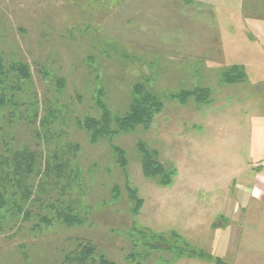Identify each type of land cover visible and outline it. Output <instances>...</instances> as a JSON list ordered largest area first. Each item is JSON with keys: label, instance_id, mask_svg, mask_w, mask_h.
Instances as JSON below:
<instances>
[{"label": "rangeland", "instance_id": "1", "mask_svg": "<svg viewBox=\"0 0 264 264\" xmlns=\"http://www.w3.org/2000/svg\"><path fill=\"white\" fill-rule=\"evenodd\" d=\"M162 3L154 13L150 0H0V54L31 74L0 108V154L26 151L33 164L22 187L6 186L0 264H65L85 244L118 264H214L206 187L248 159L250 93L223 75L197 82L201 57L184 60ZM139 86L161 103L150 123L92 141L79 122L99 117L96 100L122 116ZM141 143L165 183L143 173Z\"/></svg>", "mask_w": 264, "mask_h": 264}, {"label": "crops", "instance_id": "2", "mask_svg": "<svg viewBox=\"0 0 264 264\" xmlns=\"http://www.w3.org/2000/svg\"><path fill=\"white\" fill-rule=\"evenodd\" d=\"M150 2L157 4L154 13L166 3V18L183 30L184 60L201 57L197 61L204 68L197 82L215 80L212 76L232 66L242 70L243 79L224 83L240 84L239 90L250 93L248 159L206 187L214 193L215 210L207 250L214 264H264V0Z\"/></svg>", "mask_w": 264, "mask_h": 264}, {"label": "trees", "instance_id": "3", "mask_svg": "<svg viewBox=\"0 0 264 264\" xmlns=\"http://www.w3.org/2000/svg\"><path fill=\"white\" fill-rule=\"evenodd\" d=\"M238 70V66L228 68L223 73L224 80L226 82H233L243 79V74H238ZM10 77L15 78V80L12 81ZM30 77L31 74L27 64L22 62H12L7 66L0 54V108L6 103H11L13 100L15 101V98H10L14 97L13 92L19 88L21 84L20 80L28 82ZM197 90L198 89L184 91L185 97L189 94H194ZM202 90L204 91V89ZM134 92L136 96L134 97L129 110L122 116H112L104 103L99 98L96 100V105L100 112L99 117L92 118L87 116L79 122V125H82L83 128L90 133L92 141L99 137L113 136L119 131L131 130L139 124L145 126L150 123L153 114L161 108V103L158 98L153 96L149 91L144 90L141 86L136 87ZM8 93L11 95L8 96ZM198 96L203 97L202 94ZM13 104H15V102ZM33 104L36 105V101ZM112 124H114L115 129L111 127ZM140 148L142 151L141 163L143 173L148 177L158 175L160 176L159 182L165 183L164 177L166 173L162 164L152 158V155L143 147V143L140 144ZM114 151L117 155L118 161L124 163V151L117 146L114 147ZM32 173V156L31 154L28 155L26 151L16 150L13 151L10 156L7 154H0V213L3 211V208L8 205L6 186L10 183H14L15 185H20V187H22L26 177ZM24 188L26 187L24 186ZM27 198L28 196L25 200ZM136 202L139 204L140 200L136 199ZM135 208H139V205L135 206ZM16 210L17 214L23 212L22 206L18 204L16 205ZM23 214L26 213L24 212ZM62 215L65 223L72 224L73 220H71L70 217L72 215H69L68 213H62ZM79 248L78 251L65 255V264H118L105 258L103 255L95 256V246L92 244L80 245Z\"/></svg>", "mask_w": 264, "mask_h": 264}]
</instances>
